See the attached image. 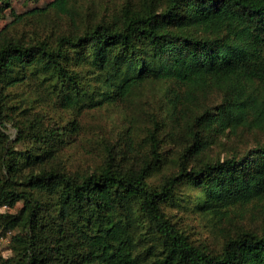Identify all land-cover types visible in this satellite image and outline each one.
<instances>
[{
	"label": "trees",
	"instance_id": "1",
	"mask_svg": "<svg viewBox=\"0 0 264 264\" xmlns=\"http://www.w3.org/2000/svg\"><path fill=\"white\" fill-rule=\"evenodd\" d=\"M53 12L69 26L53 38L24 41L0 31V235L22 231V253L0 264H264V228H240L214 251L188 238L164 203L212 216L264 201V140L240 154L203 155L218 134L264 126V0H125L89 20L72 0H52L13 22ZM5 29V28H4ZM33 82L74 115L128 101L144 84L173 82L168 99L174 168L149 180L165 161L163 120L152 115L138 160L115 145L85 172L59 164L78 134L76 118L45 121L42 112L8 105V88ZM31 108V107H30ZM161 133V136H160ZM183 183L197 190L181 196Z\"/></svg>",
	"mask_w": 264,
	"mask_h": 264
},
{
	"label": "rangeland",
	"instance_id": "2",
	"mask_svg": "<svg viewBox=\"0 0 264 264\" xmlns=\"http://www.w3.org/2000/svg\"><path fill=\"white\" fill-rule=\"evenodd\" d=\"M52 0H0V31L29 41L39 38H53L57 33L65 31L69 26L67 18L57 16L49 11L44 14L26 17L20 21L13 20L21 13L34 8H44ZM125 0H72L81 15L92 20L101 15H109L116 11ZM137 3L139 0H131ZM5 28V29H4ZM179 90L173 82H152L142 85L126 102L84 111L74 115L71 110L57 107L40 90L34 88L33 82L21 83L8 88V105H15L12 121L23 117L20 110L42 112L45 121L64 124L71 118H76L79 132L72 136L68 145L59 153V164L64 169L73 172H85L98 165L102 159L101 147L105 144L115 145L125 152L124 163L130 164L147 151L143 137L145 128L149 125L152 115L163 120L162 145L166 155L159 169L149 179L158 180L161 175L172 171L176 145L172 141L175 133L173 116L169 115L168 99ZM31 107V108H30ZM5 120L3 131L8 137V144L15 149H24L27 142H15L16 130L10 121ZM1 125V123H0ZM161 136V133H160ZM264 140V126L262 128L240 129L227 135L218 134L203 155L208 157H224L228 154H240L256 141ZM183 183L179 189L181 196L190 198L197 194ZM21 207L18 201L14 208H7L0 213L15 212ZM164 210L171 220L185 232L190 240L214 251L220 249L228 235L240 228L260 231L264 228V201L245 206L238 205L230 208L226 216H212L206 213L193 212V208L180 207L177 202L164 203ZM22 231L16 228L0 235V255L7 257L22 253L20 241Z\"/></svg>",
	"mask_w": 264,
	"mask_h": 264
},
{
	"label": "built area",
	"instance_id": "3",
	"mask_svg": "<svg viewBox=\"0 0 264 264\" xmlns=\"http://www.w3.org/2000/svg\"><path fill=\"white\" fill-rule=\"evenodd\" d=\"M7 206H1L0 208H2V211H5Z\"/></svg>",
	"mask_w": 264,
	"mask_h": 264
}]
</instances>
